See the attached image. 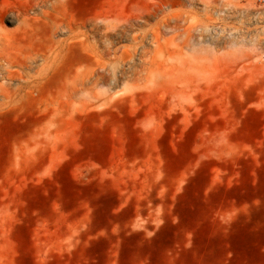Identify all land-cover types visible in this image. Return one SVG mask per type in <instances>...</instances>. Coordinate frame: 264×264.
<instances>
[{
	"label": "rangeland",
	"instance_id": "obj_1",
	"mask_svg": "<svg viewBox=\"0 0 264 264\" xmlns=\"http://www.w3.org/2000/svg\"><path fill=\"white\" fill-rule=\"evenodd\" d=\"M42 1L0 0L59 48L0 77V264H264V0Z\"/></svg>",
	"mask_w": 264,
	"mask_h": 264
},
{
	"label": "bare ground",
	"instance_id": "obj_2",
	"mask_svg": "<svg viewBox=\"0 0 264 264\" xmlns=\"http://www.w3.org/2000/svg\"><path fill=\"white\" fill-rule=\"evenodd\" d=\"M45 4L46 1H42L41 5ZM16 15L18 25L12 30L5 28L0 18V77L19 79L20 86H30L34 80H40L53 66L54 60L59 54V48L55 46L48 47L46 50L30 51L10 46V35L24 30L27 24L26 14L16 13ZM39 59L41 62L36 64ZM33 70L35 73L32 72ZM7 88L6 84L0 83V91L7 90Z\"/></svg>",
	"mask_w": 264,
	"mask_h": 264
}]
</instances>
